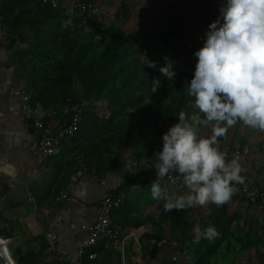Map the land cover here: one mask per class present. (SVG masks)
Segmentation results:
<instances>
[{"label": "trees", "instance_id": "16d2710c", "mask_svg": "<svg viewBox=\"0 0 264 264\" xmlns=\"http://www.w3.org/2000/svg\"><path fill=\"white\" fill-rule=\"evenodd\" d=\"M82 1L98 5L95 0ZM66 11L62 2L53 7L39 0H0V17L4 18L5 35L10 41L6 54L11 52L10 60L21 70L30 107L40 105L61 113L68 105L100 101L111 113L109 119L84 113L75 135L62 140L55 155L47 160L53 164L54 182L59 186L57 194L80 167L94 170L99 179L113 171L119 162L117 147L121 143L131 146L129 137L134 128L163 133L178 122L176 116L181 111L189 116L198 114V110L191 107L194 98L187 95L188 82L194 72L181 80H162L161 87L152 93L151 83L158 79V68H142L139 61L141 53L150 59L151 53L159 52L153 46L154 41L165 48L164 56L180 57L183 64L194 57L196 49L187 54L182 52V32L176 30L169 19L165 18L160 30L152 29L145 35L139 45L137 39L124 30L128 17L136 13L131 0L121 1L109 17L89 21L88 25L94 26L91 30L79 28L78 20H70ZM100 27H104L103 30ZM154 171L153 168L146 172L144 178L148 179ZM139 177L138 174L127 177L113 193L125 196L123 206ZM224 205L216 206V211L207 218L195 208L172 210L162 217V222L172 223V240L183 248L195 238L192 229L197 221L202 229L213 226L219 233L213 241L201 238L188 264H209L222 246L231 248L227 227L222 222L225 212H219ZM122 207L119 209H124ZM189 217L195 220L192 224ZM2 237L7 240L9 236L1 231ZM21 257L28 262L27 257ZM21 257L17 264L22 263Z\"/></svg>", "mask_w": 264, "mask_h": 264}, {"label": "crops", "instance_id": "0c3cea01", "mask_svg": "<svg viewBox=\"0 0 264 264\" xmlns=\"http://www.w3.org/2000/svg\"><path fill=\"white\" fill-rule=\"evenodd\" d=\"M196 48L187 43L189 52ZM10 58L11 52H0V232L5 231L9 236L7 241H10L9 248L15 264L22 255L27 257L28 262L21 257V264H71L76 260L77 250L86 236L81 227L95 222L97 208L106 193L113 194L127 177L137 176L135 162L146 161L153 169L155 160L151 159L150 153L160 132L134 128L129 137L131 146L121 143L117 147L119 162L113 171L99 179L94 170L80 167L69 178L67 186L57 194L56 187L59 186L54 182L53 164L48 161L39 164L32 155L37 136L30 120L23 115L24 104L17 96L21 73ZM159 75L162 74L157 70V78L160 81L165 79ZM199 115L202 118V114ZM237 125L232 128H237ZM201 134H210V130L203 129ZM228 134L219 138L220 149L225 147L223 144L231 145ZM259 139L260 135L251 141L244 139L240 147L248 155L249 147ZM245 159L246 156L240 163L243 173L254 187L264 190V175L256 180L250 179V165ZM138 176L139 181L134 185L136 188L130 189L124 209L114 211L111 217L122 228V239L99 242L90 251L96 255L91 264H188L200 239L194 238L184 248L172 240L174 226L170 221L161 220L169 211L164 210L163 201L151 199V186L147 179ZM186 192L170 189L172 196ZM64 193L68 194L69 201L60 202ZM216 206L208 204L192 209L201 211L207 218ZM222 209L219 212H225L222 222L227 227V239L232 246L229 249L222 246L221 252L210 258L209 264H227L229 259L226 255L231 253L235 254L233 264H244L247 260L250 263L251 250L257 249L263 254L264 206H250L242 200H230ZM188 221L192 224L195 220L189 217ZM165 236L171 239L170 242L157 249L156 243ZM260 259L263 260L264 255Z\"/></svg>", "mask_w": 264, "mask_h": 264}, {"label": "clouds", "instance_id": "9594fccd", "mask_svg": "<svg viewBox=\"0 0 264 264\" xmlns=\"http://www.w3.org/2000/svg\"><path fill=\"white\" fill-rule=\"evenodd\" d=\"M196 58L187 95L199 114L181 111L178 122L162 135V149L156 153V178L150 187L151 199L163 201L165 211H180L195 206L229 202L236 184H243L244 171L238 159L228 160L219 148V138L233 126L264 133V0H223L219 16L208 25ZM142 66L157 68L146 54L139 55ZM167 79L175 78L173 62L165 57L158 67ZM161 81L155 79L150 91L157 92ZM203 129L210 134H201ZM182 182L184 195L172 196L162 181ZM192 233L213 241L219 233L213 226Z\"/></svg>", "mask_w": 264, "mask_h": 264}, {"label": "built area", "instance_id": "2783aa9c", "mask_svg": "<svg viewBox=\"0 0 264 264\" xmlns=\"http://www.w3.org/2000/svg\"><path fill=\"white\" fill-rule=\"evenodd\" d=\"M42 3H48L53 7L64 3L66 6V12L70 17V20L77 19V26L86 30H91L94 26H89L88 22H95L101 17L106 16L103 9L94 3L82 0H39ZM104 27H100L103 30ZM153 46L159 50V52H153L152 60L157 63L158 67L165 64V57L162 52L165 50L163 46L158 44L157 41L153 42ZM10 48V41L7 39L4 30V18L0 17V52H8ZM199 46L196 48L198 50ZM173 62L175 70V79L181 80L186 75L194 72L196 58L189 57L186 64L180 62V58L168 57ZM157 67V68H158ZM17 96L22 100L24 104L23 115L26 119L30 120L31 127L36 133L37 139L35 146L32 150V155L37 163L43 164L49 158L55 155L62 140L72 138L78 130L79 120L84 113L97 114L103 119H109L111 116L107 106L100 101H83L76 106H65L62 112L59 113L55 109H44L40 105L35 107L29 106L30 97L27 93L26 83L21 78L17 83ZM157 135L152 152L150 153L151 159L155 160L154 153L162 149V135L167 131ZM220 149L225 153L226 158L231 160L233 158L238 159L239 162L243 160L245 155V149L242 147H235L230 144H223ZM134 168L136 174L145 176V173L151 171L152 168L146 161L135 162ZM242 176L245 177L243 184H236L235 193L231 200H242L250 206H264V190L254 187L248 177L242 172ZM156 178V173H150L149 178L146 180L148 185ZM163 186H168L169 189L173 188L176 192H186L187 189L183 186L182 182L177 180L176 184H171L169 180L161 182ZM104 184V183H102ZM136 188L133 186V189ZM60 202L69 201L67 193H64L60 197ZM125 196L114 195L106 193L103 197L100 206L97 208L96 220L92 225H83L81 229L85 232L86 236L82 240L80 247L77 250V257L71 264H91L96 259V255L92 252L95 246L104 240L117 242L122 239V228L112 221V214L124 205ZM170 238L165 236L162 240L156 243L157 249H161L167 243L170 242ZM86 260L88 263H85ZM175 261V259H173Z\"/></svg>", "mask_w": 264, "mask_h": 264}, {"label": "rangeland", "instance_id": "374dc122", "mask_svg": "<svg viewBox=\"0 0 264 264\" xmlns=\"http://www.w3.org/2000/svg\"><path fill=\"white\" fill-rule=\"evenodd\" d=\"M101 5L107 17L115 10L123 0H95ZM136 13L128 17L124 30L131 34L139 45L143 43L144 39L152 29H159L162 27V22L165 18L172 22L174 28L182 32L181 50L183 53L188 52L187 43L199 47L203 43L205 32L208 30V25L215 21L219 16V8L223 0H131ZM109 22V20H108ZM200 42V44H198ZM152 53L150 55L151 59ZM21 73V70H20ZM160 77H165L159 75ZM162 79V78H161ZM167 78L165 77L164 80ZM169 80V79H168ZM173 80V79H172ZM171 81V80H170ZM240 125V126H239ZM235 127V126H233ZM230 130V129H229ZM228 130V136L231 138L230 143L232 146L240 147L243 141L255 138L260 135L258 142L250 146V153L246 156L250 165L249 178L256 180L258 176L264 175V133L255 132L245 128L242 124H238L237 128H232L231 132ZM257 134V135H256ZM259 134V135H258ZM227 136V137H228ZM245 139V140H244ZM144 140V139H143ZM247 140V141H248ZM251 141V140H250ZM248 145V144H247ZM119 154V152L117 153ZM5 243L4 237L1 238ZM6 249L12 257V251L8 246ZM262 251V250H260ZM235 254H227L229 263L233 264ZM264 253H260L257 249L251 250L249 260L244 264H264L262 258ZM241 257L240 254H238ZM14 261V259H13Z\"/></svg>", "mask_w": 264, "mask_h": 264}, {"label": "water", "instance_id": "95a60500", "mask_svg": "<svg viewBox=\"0 0 264 264\" xmlns=\"http://www.w3.org/2000/svg\"><path fill=\"white\" fill-rule=\"evenodd\" d=\"M10 241H6V246H8ZM0 264H15L9 253L0 246Z\"/></svg>", "mask_w": 264, "mask_h": 264}, {"label": "bare ground", "instance_id": "6f19581e", "mask_svg": "<svg viewBox=\"0 0 264 264\" xmlns=\"http://www.w3.org/2000/svg\"><path fill=\"white\" fill-rule=\"evenodd\" d=\"M0 246L2 247V248H5V250L7 251V249H6V243L0 238ZM8 252V251H7Z\"/></svg>", "mask_w": 264, "mask_h": 264}]
</instances>
